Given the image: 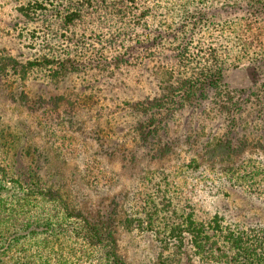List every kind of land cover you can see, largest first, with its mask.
I'll return each instance as SVG.
<instances>
[{
  "label": "rangeland",
  "instance_id": "obj_1",
  "mask_svg": "<svg viewBox=\"0 0 264 264\" xmlns=\"http://www.w3.org/2000/svg\"><path fill=\"white\" fill-rule=\"evenodd\" d=\"M130 1L0 0V59L27 68L43 58L72 63L56 77L55 68L38 66L24 80L0 75V132L9 136L1 140L34 150L45 180L86 214L106 211L125 264H213L170 228H184L190 213L201 221L217 214L223 226L264 232V63L244 57L230 65L240 56L230 28L248 7ZM208 48L229 63L223 88L188 102L175 97L166 127L145 141L152 112L136 103L214 69L219 59ZM220 91L233 98L230 114ZM176 102L185 105L174 111ZM156 117L160 125L164 117ZM225 136L232 153L213 155ZM165 143L170 149L156 157ZM57 212L47 207L48 216ZM39 247L40 264H100L80 242Z\"/></svg>",
  "mask_w": 264,
  "mask_h": 264
},
{
  "label": "trees",
  "instance_id": "obj_2",
  "mask_svg": "<svg viewBox=\"0 0 264 264\" xmlns=\"http://www.w3.org/2000/svg\"><path fill=\"white\" fill-rule=\"evenodd\" d=\"M85 1L86 6L89 7L94 0ZM230 1L235 6L241 5L240 9L245 5L248 7V13L244 10L247 17L234 22L231 25L234 28H230L235 32L230 40L235 44L232 48L240 53L234 64L230 65L236 66V60L243 61L244 57L251 63L259 62L261 59L264 63V0ZM130 2L134 3V0ZM211 52L214 54L212 55ZM206 54L212 59H219L214 69L210 66L207 69L202 67L200 75L192 73L188 77L184 76L177 82L179 86H167L160 96H155L141 104L136 103L142 114L148 115L152 112L151 116H155L154 120L150 116V121L147 120L142 128L143 133H146L143 137L145 141L150 136L155 137L159 128L166 127L161 124L167 118L164 114L173 113V106H170L169 102L175 97L177 100H184L183 102L206 98L209 90L221 89L224 86L223 71L230 67L225 66L228 63L227 59L220 58L221 54L215 48H210ZM220 62L224 65H220ZM71 65L69 60L59 62L43 58L37 64L29 62L27 68L14 58H2L0 75L4 77L18 75L24 80L28 69L38 66L40 69L55 68L52 77H56L65 66L71 67ZM220 95L223 98L227 97L228 105L225 109L226 113L230 114L234 107L233 98L227 92L226 94L221 92ZM176 104L178 108L174 111L185 105L181 102ZM156 116L164 117L158 121L160 125L156 123ZM0 135V264L32 262L40 264L43 252L39 242L54 241L57 244L61 238L82 243L89 252L97 255L100 264H125L117 253V243L109 223V214L106 211L97 216L86 214L74 205L70 195L56 184H50L45 180L41 173L43 164L32 161L34 150L29 147H19L14 143L2 142L9 136L1 132ZM167 145L165 143L161 148L159 147L156 157H162L170 149ZM231 147V140L225 136L213 146L211 151L213 155H223L232 153ZM48 206L58 208V212L48 216L46 213ZM214 215L208 221H201L195 220V215L190 213L185 217L184 228H180L177 224L171 227L170 231L174 234L186 233L197 253L209 263L264 264L263 230L257 228L251 230V233H246L243 229L223 226L220 222L221 218L217 214ZM92 253L89 254L93 255Z\"/></svg>",
  "mask_w": 264,
  "mask_h": 264
}]
</instances>
